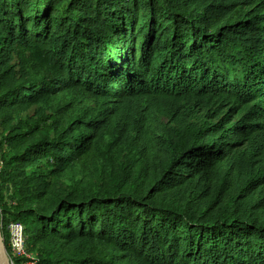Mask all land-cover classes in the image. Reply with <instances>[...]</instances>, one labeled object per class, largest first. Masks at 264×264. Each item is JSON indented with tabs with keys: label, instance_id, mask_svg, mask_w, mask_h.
<instances>
[{
	"label": "trees",
	"instance_id": "16d2710c",
	"mask_svg": "<svg viewBox=\"0 0 264 264\" xmlns=\"http://www.w3.org/2000/svg\"><path fill=\"white\" fill-rule=\"evenodd\" d=\"M0 161L17 262L264 264V0H0Z\"/></svg>",
	"mask_w": 264,
	"mask_h": 264
},
{
	"label": "built area",
	"instance_id": "2783aa9c",
	"mask_svg": "<svg viewBox=\"0 0 264 264\" xmlns=\"http://www.w3.org/2000/svg\"><path fill=\"white\" fill-rule=\"evenodd\" d=\"M2 163L0 161V170ZM6 232L8 235V247L9 251L8 257L11 264H34L33 262L22 261L17 262L16 259L26 258L31 259V254L28 253L25 228L21 222H10L6 227Z\"/></svg>",
	"mask_w": 264,
	"mask_h": 264
},
{
	"label": "rangeland",
	"instance_id": "374dc122",
	"mask_svg": "<svg viewBox=\"0 0 264 264\" xmlns=\"http://www.w3.org/2000/svg\"><path fill=\"white\" fill-rule=\"evenodd\" d=\"M86 104L88 106H94L95 105L94 101H91V100L87 101ZM40 107L42 108L41 112H45L46 116L50 114V111L48 110V108H44V106H42V105ZM38 108H39V106L32 108L28 112V114L31 115V116H35L37 110H39ZM139 108H140L139 104L131 103V104L127 105V107L125 108V112L124 113L127 114V117H133V119L139 118V116H138ZM47 124L50 125L51 124L50 121ZM164 125L167 126V129H165L164 133H165V136L168 137V138L169 137H173L172 131L173 132H177L179 130V126L178 125H176L175 123H169L167 120H164ZM112 136L113 135L111 134L110 136L107 137L108 142H110L112 140ZM124 138H126V137H124ZM63 184H64V186H66V185H68L70 183L69 182L68 183L64 182ZM0 220H1V217H0Z\"/></svg>",
	"mask_w": 264,
	"mask_h": 264
},
{
	"label": "water",
	"instance_id": "95a60500",
	"mask_svg": "<svg viewBox=\"0 0 264 264\" xmlns=\"http://www.w3.org/2000/svg\"><path fill=\"white\" fill-rule=\"evenodd\" d=\"M0 264H11L8 257L7 248L5 245V238L3 236L1 220H0Z\"/></svg>",
	"mask_w": 264,
	"mask_h": 264
}]
</instances>
